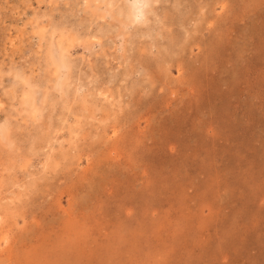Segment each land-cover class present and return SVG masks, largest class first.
<instances>
[{"label":"rangeland","instance_id":"rangeland-1","mask_svg":"<svg viewBox=\"0 0 264 264\" xmlns=\"http://www.w3.org/2000/svg\"><path fill=\"white\" fill-rule=\"evenodd\" d=\"M0 264H264V0H0Z\"/></svg>","mask_w":264,"mask_h":264}]
</instances>
